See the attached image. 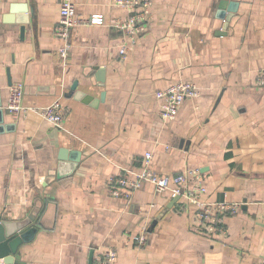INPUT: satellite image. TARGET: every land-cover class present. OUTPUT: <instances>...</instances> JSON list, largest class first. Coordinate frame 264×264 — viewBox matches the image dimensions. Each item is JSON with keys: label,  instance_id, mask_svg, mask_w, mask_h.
I'll return each instance as SVG.
<instances>
[{"label": "crops", "instance_id": "0c3cea01", "mask_svg": "<svg viewBox=\"0 0 264 264\" xmlns=\"http://www.w3.org/2000/svg\"><path fill=\"white\" fill-rule=\"evenodd\" d=\"M75 2L78 17L104 23L75 27L63 57L59 0H0L3 107L22 82L24 106L68 108L62 127L33 110L3 113L0 219L37 229L11 264H94L111 248L115 264H264V0H153L125 57L130 39L114 24L128 11ZM179 81L200 96L163 120L156 92ZM148 152L160 175L199 169L202 201L242 203L225 233L209 236L200 207L149 181L112 195L110 179L141 172ZM143 231L140 246L133 236Z\"/></svg>", "mask_w": 264, "mask_h": 264}, {"label": "built area", "instance_id": "2783aa9c", "mask_svg": "<svg viewBox=\"0 0 264 264\" xmlns=\"http://www.w3.org/2000/svg\"><path fill=\"white\" fill-rule=\"evenodd\" d=\"M60 16L55 29V36L63 42L60 52L63 57L69 49L68 40L71 31L80 25H95L104 23L103 14H94L89 18H80L76 11L75 0H59ZM153 0H115V5L128 11V16L123 20H116L114 26L128 35L130 42L120 47L119 54L125 57L129 47L135 45L138 38L147 30V24L151 19V6ZM257 83L264 86V68L258 70ZM25 85L16 82L9 88L6 109L14 117L18 118L29 110L36 111L41 117L56 127H62L68 108L59 101L41 108L26 107L23 105ZM200 96L199 87L192 81H179L163 90L156 92L160 103L159 114L163 120H174L183 103L187 99ZM152 153L148 152L144 159V168L141 172L124 170L117 177L110 179V192L112 195L126 194L141 187L144 181L153 183L156 191H170L174 197L186 198L201 208L198 222L209 236L225 233V218L230 214H236L242 203L232 201L204 202L202 196L207 188L204 184L199 169L188 168L175 175H160L150 167ZM133 240L140 246L147 243V233L143 231L133 236ZM118 253L115 249H107L96 257L94 264H115Z\"/></svg>", "mask_w": 264, "mask_h": 264}, {"label": "water", "instance_id": "95a60500", "mask_svg": "<svg viewBox=\"0 0 264 264\" xmlns=\"http://www.w3.org/2000/svg\"><path fill=\"white\" fill-rule=\"evenodd\" d=\"M225 20L228 21L229 16ZM24 32H25V26L23 25L22 34H24ZM9 82L10 84H12L11 79ZM77 84L78 82L74 83L72 87L73 90L76 89ZM81 97L83 96L81 95ZM3 113L9 114V111L3 107V104L0 101V125L4 121V117H2L4 115ZM2 128L3 127H0V130H3ZM179 199L180 196H176L175 199L173 200V203ZM30 220L28 219L26 221H22L14 225L0 219V264L2 263L11 264L19 260L20 247L28 243L31 240L32 235L37 231L35 227H29L32 221ZM155 224L156 222L154 223V226Z\"/></svg>", "mask_w": 264, "mask_h": 264}]
</instances>
